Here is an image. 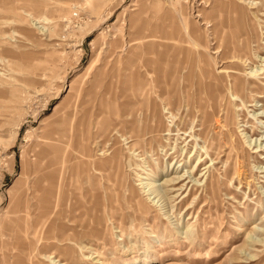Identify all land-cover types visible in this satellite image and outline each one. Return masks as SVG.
Masks as SVG:
<instances>
[{
  "label": "rangeland",
  "instance_id": "1",
  "mask_svg": "<svg viewBox=\"0 0 264 264\" xmlns=\"http://www.w3.org/2000/svg\"><path fill=\"white\" fill-rule=\"evenodd\" d=\"M243 3L248 4H240L244 11L234 8L225 16L217 0H0V264H25L16 244L24 240V233L32 237L31 213L37 217L41 209L36 207L35 192L44 193L50 182V156L65 159L56 174L59 180L67 183L72 177L73 185L82 182L88 190L76 189L77 205L65 206L63 201L64 206L60 203L52 214L47 210V221L58 216L64 225L57 236L63 239L62 249L56 255L63 262L264 264V172L259 168L264 166V152L251 153L244 146L249 139L264 144V125L261 129L248 117L261 113L259 106H240L231 142L226 139L231 124L222 112L213 118L210 136L199 137L206 77L213 76L220 84L228 75L225 70L237 76L239 63L248 61L239 60L234 52H242L248 37L253 61L241 76L254 66L264 67V60H259L264 57V0ZM222 20L249 25L243 32L226 29L229 35L218 41L213 31ZM178 44L189 47L182 61L186 70H194L200 107L186 96L169 107L173 98L164 91L159 96V66L164 58L168 64H178ZM132 53L150 73L145 76L149 94L145 104L139 101V88L127 85L123 68ZM119 91L123 95L113 101ZM153 108L161 111L170 132L162 140L164 149L151 136L133 135V130L146 131ZM259 118L264 122V116ZM243 124L249 128L244 130ZM250 125L258 128L257 133ZM49 143H57L60 152L50 155ZM132 144L136 146L131 151ZM84 145L99 168L84 164ZM117 147L120 163L108 172L103 160L113 157ZM198 157L203 161L195 167ZM167 163L184 176L171 184L170 195L175 198L164 214L161 204L150 199L153 195L148 198L142 177L159 176V167ZM193 179L211 182L213 191L205 184L197 186ZM137 194L149 205L148 214ZM61 223L49 227L47 235L56 236ZM55 248H47V255ZM70 250H77V257L71 258ZM50 261L47 258V264Z\"/></svg>",
  "mask_w": 264,
  "mask_h": 264
},
{
  "label": "bare ground",
  "instance_id": "2",
  "mask_svg": "<svg viewBox=\"0 0 264 264\" xmlns=\"http://www.w3.org/2000/svg\"><path fill=\"white\" fill-rule=\"evenodd\" d=\"M208 1L209 0H205L206 3H208ZM217 1L219 4L218 10L221 12L224 11L225 16H226V12H231L234 8L237 9L236 11L238 13H241V9L243 8V11L245 9V6L243 7L241 5L247 6L249 4V2H248V4L243 3L246 0H236V1L232 0L231 5H228L227 2L224 3L223 0H217ZM251 4H252V2H251ZM61 6L62 5H60V7ZM63 7H64V5H63ZM252 8H254V7H252ZM227 17H228V15H227ZM226 22H228V20ZM226 22L224 20H222V21L217 23L218 24L217 27H216V25L214 27L213 32L215 33V35H216L215 37L218 39V41L225 39V37H227L229 35V33L226 31V29L231 30L234 27V28H237L239 31L243 32L244 30H246L248 28L247 25H249V24L244 25L243 21H241V20L240 21H229L228 24H226ZM246 22L250 23V20L247 19ZM139 29H141V28H139ZM222 30H225V31H222ZM195 33L196 32L192 30L190 35L194 36ZM246 33H248V30ZM179 35H180V33H179ZM152 36H153V33L150 32L149 37H152ZM138 37H141V36L139 35ZM132 40H134V39H131V42H132ZM251 43H252L251 39H250V37H248L246 40H244L242 52H239V53L234 52L237 55V58L239 60L243 61L245 59L246 61H248L247 64H245V61H243L244 63L243 62L239 63L238 69L240 71L236 70L238 73L237 76H235V75L233 76V75L229 74L228 70H225L224 72L228 73V75L224 74L225 75V79H224L225 82L224 83L221 82L219 84L216 81L215 77H213V76L211 77L209 75L208 78L206 77L207 81H204V83L202 84V92H203L202 96H204L203 98L205 101V108L203 110L199 109L201 111V112H199V114H200L199 117L201 119V127H200L201 132L199 133V137L201 136L200 138H204V136H205V138H206V136H210V133L212 131L213 118L215 116H218L220 114V112H222L225 115V118H227L226 120H228V122L225 120L224 121L227 123V125L231 124V128H227V130H226L227 131L226 139H228V142H231V138H233V135H235V128L234 127L236 126V129L238 127L236 124V120H235L236 114H238V111H239V109H241V107L243 109V107H247V106H259L261 113H259V112L258 113H254V112L252 113L251 112L253 114L252 115L253 117H251V115H249V114H248V117L254 118V122L258 125V127H260L261 129L263 128L264 122L261 121L259 117L264 116V105L259 104V103H261L260 99L264 100V67L254 66V68L250 69L247 74H244V76H241L244 73L246 66L250 62L253 61V57H252L253 46ZM234 45H237V44H234ZM148 47L149 46H147V48ZM176 47H177L176 51H178V54H179L176 58V62H178V64H175V65H173V63L168 64L169 62H167V58H164L163 65L159 66V74H158V77L156 79L158 87H160V90L162 89L159 93V96H161L163 94V91H164L165 92L164 94H168L170 97L173 98L172 100H170L171 102H169V107H173V104H172L173 102H175V103L180 102V99L182 98V96H184V97L186 96V98H188V101H190V99L193 101L197 100L196 102H198V107H200V104L202 101L201 100L202 96L201 97L199 96V98H198V96H196L197 93L193 88V86L195 84V78H196V76L194 77V75H195L194 70H192V69L186 70L185 66H184L185 64H183L184 60L182 61V57L186 56L185 54L187 53V51H189V47L187 45L180 46L179 44ZM255 47H258V45H256ZM163 54H168V53L163 52ZM130 56H131L130 62H128V65H126L123 68L125 70L127 85H134V86L139 88L137 94L141 95L140 97H142L139 99V101H141L142 103L145 104L146 102H149V98H148L149 94L147 93L148 92V89H147L148 84H147V80L145 77L146 73H149V72H148V70H145L144 68H142L141 61L138 60L139 57H137L136 53H132V54H130ZM205 59H206V57H205ZM259 60H264V57H262V58L260 57ZM253 64H255V61ZM115 67H113V70H114L113 72H116L117 74H119ZM222 70H224V69H222ZM218 71H220V70H218ZM224 72H222V73H224ZM183 79L184 80L187 79V81L189 82L187 86L185 84L183 85L180 82V80H183ZM179 86H180V89L178 88ZM186 87H188V89H186ZM220 87L222 88V90H224V93L226 92L225 94L220 92L221 91ZM119 93H121V95H123L122 91L121 92L120 91L114 92L115 97H114L113 101H117V97L120 96ZM220 93H222L223 95H220ZM174 97H176V98H174ZM141 99H143V100H141ZM206 104L211 105V110H209V108ZM114 110H116V109H114ZM151 110L152 111H151L150 121L146 122V126L144 125L146 128V131L144 132L143 129L141 131L140 130H133V131H135L133 133V135L137 136V137H140L142 135L151 136V140L153 138L157 142L161 143L162 148L164 149V147H166V144H164L162 142V140H164L163 139L164 136L170 135V132L164 123L161 111H159V109H154V108ZM82 115H83L82 123L85 125V124H87V120H86V116H85L86 111H84V113ZM148 117L146 116V118H148ZM98 119H96L97 122H98ZM243 126H244V130L247 127L249 128V126H247L246 124H243ZM251 126L252 125H250V127ZM239 127H240V125H239ZM53 129H56V128L54 127ZM54 131L55 130L51 129V133ZM238 131L240 132L241 135H243L245 133V132H241L242 131L241 129H239ZM257 131H258V128L254 129V127L252 126V132L257 133ZM262 134H264V131L262 132ZM262 136L264 137V135H262ZM246 138H248V136ZM124 139L127 141L128 138L124 137ZM138 139L135 140L137 146H138V143H140L138 141ZM252 142H254L253 148H256L253 151H252V147H251ZM236 144L238 145L239 142H237ZM244 144H245L244 146H248V150H250L251 153L257 152V151L264 152V144L262 142L257 143V141H253V139H249L248 141L244 140ZM209 145L210 144H208V147H209ZM134 146H136V145H134V144L130 145L128 147L129 150H131V151L135 150ZM232 146H234V145H232ZM48 149L50 151V155L60 152L59 151L60 148H59V145L57 143H49ZM84 150L85 151L82 152V155L85 157L84 164H86L88 167L91 164H93L94 166H98V168H99V165H100L99 161L93 162V159H91L89 148L86 145H84ZM207 150H209V148ZM241 152L243 153V149H241ZM173 153L175 154L176 150H174ZM120 155H121L120 149H119V147H117L115 152H114L113 157L111 156V157L107 158L106 160H103V163H106L108 168H110L108 170V172L113 169V167L115 166V163H117V162L120 163L119 162V160H120L119 156ZM170 155H167V158L171 157ZM227 157H229V156H227ZM262 158H264V156ZM64 160H65L64 157L59 158L56 156H50L49 161H48V165H47V169H48L47 171L49 174H51V176H49L50 182L47 185V187L43 189L44 193L35 192V194H36L35 196L38 199V200H36L37 201L36 207L40 206L41 209L39 210L37 217L34 216L36 213L35 214L33 212L31 213L32 217H33V221L31 219V217L28 218L29 221L31 220L33 222V223L31 222V225H32L31 236L32 237H30V239L26 238L25 233H24L22 235V238L24 240H22L20 243L16 244L17 250L20 252V254L25 259V264H47V258H50V260H51L50 264H67V263L62 261V259L60 258L61 255H59V257L56 256V255H58L59 250L62 249V247H60V246L63 245L61 242V241H63V239H59V237H57V236L63 231L64 225L61 223V220L58 216L52 221H47V210H49L50 213L52 214L55 211L54 209H56V207L60 203H62L63 206L65 203L66 204L65 206H67L68 204H71L74 202V204L77 205V203L79 202V198H78V193L76 192V189L81 187L83 192H88V190H85V186L82 185V182L79 183L78 181H76L75 185H73L71 183V181L73 180L72 177L69 178L67 183H64V181L58 179V176L56 174H57L58 170L62 169V166L64 168V165H65ZM202 161L203 160H201V157H198L197 162H196L197 165H195V167L200 166ZM212 161H214V160H212ZM57 165H58V168H57ZM172 165H173V163H167L164 167H159V169H160L159 176L158 175H152L151 173H148L149 174V175L147 174L148 177H142L143 179H146L145 182H143V184H144L143 187L146 188V191H149L148 198H150V195H153L150 199L154 200L153 201V202H155L154 204H156L157 202H159L161 204L160 209L162 207L164 208V214L168 213L171 210L172 206L169 207V204H170V202H172L171 199L175 198V195L174 196L170 195L174 191L173 187H171L172 186L171 184H177L178 182H180L182 180V178L184 176V174H179L178 167L174 171H172L173 170ZM259 168H262V171L264 172V166H261ZM161 173H164L166 177L160 176ZM193 180L196 182L195 184L197 186L198 185L201 186L202 184H205V188L213 191L214 186L211 182H207V180H205V183H201V182H199V180H196V179H193ZM178 190H180V189H178ZM42 195H44V197H42L43 200H41V201L43 203H47V206H45L42 202H40V199H41L40 197ZM137 197L139 199L140 207H142L143 211L148 214L149 208H150L149 205L147 204L146 201L139 198V194H137ZM184 198H186V195ZM63 201H64V203H63ZM40 203H42V205H40ZM46 207H47V209H46ZM60 207H61V204H60ZM136 207L138 209H141L139 207L138 203H137ZM189 208H190V206L186 207V209H189ZM34 210H35V205H34ZM113 217H114V215H113ZM57 222L61 223L59 226V229H60L59 233H57L56 236L55 235L54 236L47 235V229H50L49 227L53 226ZM175 226H176V229L183 230L182 228H180V225L178 223H175ZM18 230H21V228H18ZM68 236L70 237V235H68ZM56 237H57V239H56ZM70 238L75 239L76 237L72 236ZM250 238L253 241H259V238H257V236L252 235ZM55 239L58 242L51 241V240H55ZM59 240H61V241H59ZM52 246H56L55 251L53 253H50L47 255V248H50ZM69 252L71 253V258L77 257V255H78L77 250L76 251L70 250ZM54 257H56V259H53Z\"/></svg>",
  "mask_w": 264,
  "mask_h": 264
}]
</instances>
